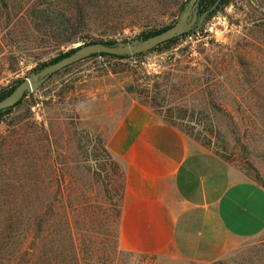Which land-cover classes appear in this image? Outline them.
<instances>
[{"label": "rangeland", "instance_id": "rangeland-1", "mask_svg": "<svg viewBox=\"0 0 264 264\" xmlns=\"http://www.w3.org/2000/svg\"><path fill=\"white\" fill-rule=\"evenodd\" d=\"M220 1L175 42L78 61L0 115V264H169L120 242L125 165L106 138L132 103L264 188V0ZM186 2L0 0V91L84 42L169 27ZM67 10L84 42L61 41ZM193 264H264V231Z\"/></svg>", "mask_w": 264, "mask_h": 264}, {"label": "crops", "instance_id": "crops-1", "mask_svg": "<svg viewBox=\"0 0 264 264\" xmlns=\"http://www.w3.org/2000/svg\"><path fill=\"white\" fill-rule=\"evenodd\" d=\"M124 162L120 242L169 264L208 263L264 231V188L132 103L106 138Z\"/></svg>", "mask_w": 264, "mask_h": 264}, {"label": "water", "instance_id": "water-1", "mask_svg": "<svg viewBox=\"0 0 264 264\" xmlns=\"http://www.w3.org/2000/svg\"><path fill=\"white\" fill-rule=\"evenodd\" d=\"M219 1L220 0H217L213 6L200 12L199 5L201 0H187L178 19L171 24V26L148 37H138L131 41L115 42L114 44L97 41L76 47L66 56L43 65L24 77V79L21 80L8 95L0 99V111L13 107L25 94L35 91L44 81L56 72L81 61L90 55L105 53L115 56L131 57L149 51L175 37H179L193 28H200L206 17L211 10L217 6Z\"/></svg>", "mask_w": 264, "mask_h": 264}, {"label": "trees", "instance_id": "trees-1", "mask_svg": "<svg viewBox=\"0 0 264 264\" xmlns=\"http://www.w3.org/2000/svg\"><path fill=\"white\" fill-rule=\"evenodd\" d=\"M216 1L217 0H201L200 5H199L200 12L203 11V10L208 9L211 6H213V4ZM218 4H221V1H219ZM218 4H217V6H218ZM217 6L214 9L211 10V12L209 13V16H211L216 11H218V7ZM72 16H73V13L72 12H68V10H67V13L64 14V15H62V21H60V23L58 24V26H55V28L60 32V36L62 37L61 41L63 43L72 42L73 40H81L82 42H84L83 41V37H80V36L77 37V34L79 32L78 31V25L77 24H80V23L81 24H84L85 17H84V15L82 13H79L76 16V20H73L72 19ZM38 18H40V17H38ZM50 22H52V21H50ZM166 28H168V27H164V28L159 29L157 31L148 33L146 35H143L142 37H148V36L154 35L156 33H159L161 31L165 30ZM184 35L185 34H183L181 36H184ZM181 36H179V37H181ZM179 37H175V38H173L171 40H168L167 42H164V43L156 46L155 48H157L159 46L171 44V43L175 42ZM92 42H97V41H92ZM98 42H104V43H107V44H114L115 43L114 41H98ZM87 43H91V42H87ZM87 43L84 42V44H87ZM155 48H153V49H155ZM74 49L75 48H72L69 51L61 54L60 56L54 58L51 62H54V61L58 60L59 58H61L63 56H66L67 54H69L70 52H72ZM153 49H151V50H153ZM138 55H140V54H138ZM94 56H109V57L118 58V59L126 58V56H115V55H109V54H105V53L93 54V55H90L87 58L94 57ZM51 62H49V63H51ZM15 86L16 85L12 86L9 89H2L0 91V99L3 98V97H5L6 95H8L14 89ZM26 95L27 94H25L23 97H25ZM21 100L18 103H16L13 107L7 108L5 110H1L0 111V115H2L3 113L9 112L12 108H14L15 106L19 105L20 102H21Z\"/></svg>", "mask_w": 264, "mask_h": 264}, {"label": "flooded vegetation", "instance_id": "flooded-vegetation-1", "mask_svg": "<svg viewBox=\"0 0 264 264\" xmlns=\"http://www.w3.org/2000/svg\"><path fill=\"white\" fill-rule=\"evenodd\" d=\"M204 11V10H203ZM202 12V11H201Z\"/></svg>", "mask_w": 264, "mask_h": 264}]
</instances>
